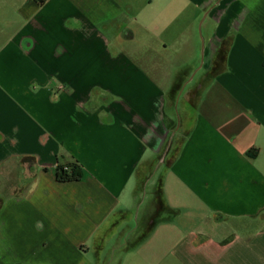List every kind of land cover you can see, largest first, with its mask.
<instances>
[{
	"label": "crops",
	"instance_id": "crops-1",
	"mask_svg": "<svg viewBox=\"0 0 264 264\" xmlns=\"http://www.w3.org/2000/svg\"><path fill=\"white\" fill-rule=\"evenodd\" d=\"M0 264H264V0H0Z\"/></svg>",
	"mask_w": 264,
	"mask_h": 264
},
{
	"label": "trees",
	"instance_id": "trees-1",
	"mask_svg": "<svg viewBox=\"0 0 264 264\" xmlns=\"http://www.w3.org/2000/svg\"><path fill=\"white\" fill-rule=\"evenodd\" d=\"M39 5L44 4L47 0H35ZM57 180L62 183L74 182L82 180L84 176V168L78 162H72L69 164H58Z\"/></svg>",
	"mask_w": 264,
	"mask_h": 264
},
{
	"label": "rangeland",
	"instance_id": "rangeland-1",
	"mask_svg": "<svg viewBox=\"0 0 264 264\" xmlns=\"http://www.w3.org/2000/svg\"><path fill=\"white\" fill-rule=\"evenodd\" d=\"M156 178V177H155ZM153 190V183L152 184H149V186H147V188L145 189V191L147 192V197H150V194ZM144 191V192H145ZM143 196V195H142ZM121 255V254H120Z\"/></svg>",
	"mask_w": 264,
	"mask_h": 264
}]
</instances>
